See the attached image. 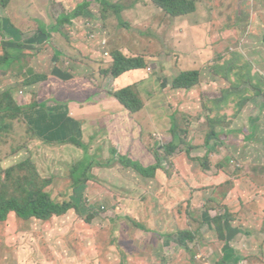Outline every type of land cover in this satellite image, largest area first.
<instances>
[{
	"label": "rangeland",
	"instance_id": "1",
	"mask_svg": "<svg viewBox=\"0 0 264 264\" xmlns=\"http://www.w3.org/2000/svg\"><path fill=\"white\" fill-rule=\"evenodd\" d=\"M5 1L4 6L0 2V54L9 38L15 43L21 42L25 47L22 57L29 60L26 63L29 71L43 75L53 66L52 69L66 73L68 58L78 56L86 78L93 72V62L84 57L90 55L94 60L97 51L109 53V57L99 56L102 68L112 62L111 48L125 56L145 57V68L129 71L132 79L129 85L140 93L141 80L153 78L155 88H148L144 101L151 100L154 110L164 112L165 124L160 119L159 130H151L152 112L146 108L136 115L135 122L126 121L119 137L120 148L123 152L129 149L133 159H140L138 161L145 165L155 157L162 160L166 156L169 160H163L164 169L157 170V179L146 181L137 171L120 163L113 162L110 168L105 166L111 155L105 154L104 150L110 151L111 145L118 141L116 137L104 142V136H99L101 141L98 137L90 138L98 132L88 128L79 131L60 116L46 134V126L52 123L54 115L45 105L49 106L51 102L48 101H52L50 108L53 109L59 106L56 103L63 104L56 95L61 93L60 87L51 84L45 87L44 82H39L35 90L42 101L31 97L28 102L37 101L43 113L40 110L39 114L33 112L34 108L29 113V109L24 110L23 99L18 101L15 96L9 101L1 96L4 86L15 82L13 74L20 80L21 68L17 62H12L0 77V176L5 169L23 159L30 160L42 178H51V186L47 188L51 199L55 202L71 199L80 206L81 212L79 215L71 210L46 222L23 221L14 213L9 214L0 223V264H252L247 261L249 256L254 264H264L261 253L264 250L261 237L264 231V181L252 178L256 164L264 165V136L256 132L253 141L245 140L251 125L258 129L264 125V97L254 96L241 116L233 119L231 124L213 126L210 121L215 118L211 97L216 100L224 89L230 88V83L216 74L217 70L222 72L220 59L237 64L238 72L240 66L248 63L264 82V0H196L195 13L172 21L167 20L169 17L163 11L150 6L149 0H127L133 9L130 19L137 25L136 29L131 28L130 20L126 22L122 15L103 21L99 12L101 6L96 4L87 9L92 15L88 20L76 22L82 31L64 25L66 36L62 32L49 31V37L35 38L36 35L30 40L25 39L34 32L15 35L14 28L8 26L11 36L6 27L3 29L2 22L9 20L18 31L35 25L38 20L51 27L62 12H71L83 0ZM120 22H125L130 30L120 32ZM107 37L109 48L105 50L107 44L100 46ZM75 40L82 47L74 43ZM118 44L121 46L117 47ZM71 47L77 48L81 55ZM53 59L58 63L53 65ZM77 70L76 66L73 77ZM187 70H199V84L189 90L173 89V79ZM104 80L111 85L109 90L118 89L114 87H119L122 82L111 77ZM125 83L122 82L124 88ZM61 86L68 89L66 85ZM249 87L246 83L238 91ZM14 90L20 98L21 83ZM59 107L62 114H73L65 104ZM217 110L219 120L229 118L233 113L230 108L223 111L221 105ZM110 118L112 120L105 122L111 125L107 128L114 127L109 132L113 135L119 124L117 118ZM173 132L179 136L175 143L183 144L173 156H168L164 144L173 142ZM212 132L223 137L208 139ZM44 134L49 138V144L44 141ZM72 136L83 146L88 145L86 151L68 142ZM138 138L142 139L141 143ZM149 145L154 155L148 151ZM141 150L144 155L136 156L137 152L143 153ZM85 155L88 161H84ZM147 155L151 156L150 162ZM189 155L207 156L205 168ZM81 161L88 164L89 181L85 188L80 187L81 191H75L71 172L80 167ZM197 185L200 190L192 191L191 197L190 189ZM189 200L193 205L190 212ZM226 208L235 218L231 225L237 230L231 242V238L221 240L212 223V218ZM186 213L197 221L191 223L192 228L201 225L202 232L196 242H187L191 249L189 253L171 238L176 230L186 228ZM90 216H93L92 222L88 223Z\"/></svg>",
	"mask_w": 264,
	"mask_h": 264
},
{
	"label": "trees",
	"instance_id": "2",
	"mask_svg": "<svg viewBox=\"0 0 264 264\" xmlns=\"http://www.w3.org/2000/svg\"><path fill=\"white\" fill-rule=\"evenodd\" d=\"M151 4L150 6L155 7L156 9H159L165 13L169 17V20H177L178 18H183L186 16H189L197 11V5L196 0H149ZM148 1V2H149ZM1 6H4L6 4V1H0ZM127 0H114L113 2H109L108 0H83L82 3L76 5V7L71 11L68 12V14H65L62 12V14L56 19V22L52 24L53 26L48 27L44 24L43 21L38 20L35 25L23 27L19 31L18 28L13 26V23H11L9 20H6V23L2 22L3 29L6 27L8 34L12 36L11 30L8 28V26L13 29L15 35H26L27 32H34L32 37H35L36 35H43L45 37H49V31H55L61 34H64L63 36H66V33L64 32V28L66 26H72L73 19H78L79 17L87 18L89 19L92 15L87 10L92 5H100L101 8L99 9L101 19L103 21H107L108 19L113 18H120L124 16L126 18V22L128 20H131L130 17L132 15L133 9L128 4L130 2H127ZM129 6V7H128ZM154 20V19H153ZM24 23V21H22ZM151 22V21H150ZM149 22V23H150ZM65 25V27H63ZM121 29L120 32L123 30H130V28L126 25L125 22H120ZM231 26V23L230 25ZM30 27V29H29ZM16 28V29H15ZM118 35H121L117 33ZM237 34L240 35V30H237ZM30 37V35H29ZM264 40V37H263ZM19 42V41H18ZM15 43L11 39L10 41H7L5 43L6 47H4L3 52L0 54V77L5 72H7V66L10 65L12 62H22L23 60V54H22V47L21 42ZM121 44H118L117 47H120ZM8 49H11L12 51H8ZM110 53L112 54V62L110 63L108 68L101 69L99 71V74H102L103 76H109L112 79H117L123 74L132 71L137 70L140 68L146 67V60L145 57H131L128 55H122L119 50H116L115 48H112L110 50ZM219 63L221 65V73L216 72L219 78L225 79L226 82L230 83V88L224 89L222 91V97L220 99L214 100L215 104L214 108V116L215 118L211 119V124L213 126L217 125H223V124H231L232 120H236L241 116V112L246 108V106L251 102L254 96H262L264 97V82L260 81L261 76L259 74H254V70L252 69L251 65L248 63H244L242 66H240V72H238V69L236 68L237 64H233L232 62H228V60L221 62V59L219 60ZM235 65V66H234ZM21 68V66H19ZM233 67V68H232ZM224 69V71L222 70ZM29 74V75H28ZM26 76H23V87H26V90H29V87H33L34 85H37L42 80L46 79L45 76L40 74H35L34 71H29ZM21 76V75H20ZM200 76L201 73L199 70H187L180 72L172 81V88L175 90H189L195 86H197L200 82ZM236 76V77H235ZM69 78L71 76H68ZM264 81V80H263ZM249 83V88H243L240 91L242 85ZM18 83L8 84L5 87L4 90H2L3 93H1V96H4L5 100L13 101V92L15 86H17ZM22 84V83H21ZM231 91V92H229ZM111 94L114 95V97L121 102L130 113L132 114H138L140 112H143L146 109L145 101L138 91L135 92V90L131 86H127L123 89H120L118 91L111 92ZM166 96V95H165ZM212 101H213V97ZM160 100V98H159ZM226 103V104H225ZM225 104V105H222ZM38 106L37 101H34L33 103L30 102L28 106L30 108H36ZM221 105L223 111L225 109L230 108L233 109V113H231V116L226 119L219 120L217 119L218 113L217 108ZM7 111H11L9 107H6ZM19 109V107L17 108ZM16 112H19V110H15ZM226 112V111H225ZM156 114H152V118ZM167 117V116H166ZM219 118V116H218ZM155 124H162L159 120V116H157V122ZM75 127L79 126V123L73 124ZM145 127V126H144ZM155 126L152 124L151 130H154ZM143 128H141L142 130ZM251 132L249 136L245 137V140H254L256 137V132L253 130H256L254 127L250 128ZM257 131V130H256ZM173 142L169 141L168 144H164V150L168 156H173L176 151L178 150L179 146H181L183 143H180L179 145L175 143V140L179 137L173 132ZM212 137L215 138H222L223 135L212 132L211 135H209L208 139H212ZM68 142L75 145L80 146L83 148L84 151H86V147L83 146L80 142V140L76 139L74 136L71 138H68ZM142 142V139H139ZM49 143V141H47ZM156 145V144H155ZM148 151L152 152V155L155 154L154 151H152L151 145L148 146ZM157 147V146H155ZM154 148V147H153ZM102 149H99L101 151ZM131 151L128 149L127 152H123L118 145H112L110 148L111 158L106 162L105 166L113 167L111 164L113 162L120 163L125 168H132V170L137 171L138 174L143 178L147 180L151 179H157V170L164 169V161H168L169 159L165 156L162 160L155 157V160H152L149 165H145L141 163L140 159H133ZM207 157V156H206ZM205 157V158H206ZM88 161V156L85 157ZM189 158L193 161H198L201 163L202 166L205 168V158L200 156H190ZM24 160V159H23ZM20 161L18 164H16L13 167H9L5 169L2 173L3 176H0V223L5 221L9 214L14 213L15 216L23 221H29L30 219L39 220L42 222H46L48 220H51L53 217H61L63 215H66L69 211L75 210L76 213L80 215V206L75 204L71 199L68 201H62V202H55L51 199L50 192L47 191V188L51 186L50 179L42 178L40 175V172L38 171L36 165L30 161V160H24ZM166 161V162H167ZM140 162V163H139ZM80 167L78 169L74 168L71 172L73 183L72 188L73 190L81 191V188H85V184L89 181L88 176L86 175V171L88 169V164H83L82 161L78 164ZM116 166V164H114ZM254 168L255 175L252 176L254 180L259 179L261 181H264V165L256 164ZM76 174V175H75ZM256 174H259L258 176ZM196 191H199L200 189L196 188ZM194 191V190H192ZM190 212L193 205L191 204V200L188 202ZM182 205V204H180ZM207 209H209L208 206H206ZM214 208V207H213ZM181 214V213H180ZM182 215V214H181ZM185 220H187V225L185 229H178L176 230V233L172 234L171 238L175 239L179 245H181L185 250H188V252L191 250L188 241H194L196 242L201 236V225H199V228L193 229L191 223L197 222L195 218L192 220L193 217H190V215H185ZM93 216H90L87 218V222H92ZM235 221V218L228 212V209H224V211L214 218H212V223L214 224L216 231L218 233V236L221 240L231 242V240L236 237L237 230L233 227L231 224ZM137 227H142L137 225ZM230 227V230L236 231L235 233H231L228 228ZM141 229V228H140ZM144 229V227H142ZM192 253V252H191ZM251 256L247 257V261L254 264V262L251 261Z\"/></svg>",
	"mask_w": 264,
	"mask_h": 264
},
{
	"label": "crops",
	"instance_id": "3",
	"mask_svg": "<svg viewBox=\"0 0 264 264\" xmlns=\"http://www.w3.org/2000/svg\"><path fill=\"white\" fill-rule=\"evenodd\" d=\"M108 1L113 2L114 0H108ZM79 19H82L84 22V20H86L87 18L79 17L78 19H73L71 21H72V27L80 32V31H82V29L76 23L77 21H79ZM132 19H134V17ZM145 22H146V19L142 22V24H144ZM74 24H76V25H74ZM129 25H131L130 26L131 28H134V29L137 28V25L132 23L131 20H130ZM82 28H83V26H82ZM32 36H33V34H32ZM32 36L30 35V37L26 38L25 40L33 39ZM41 36L42 35H37V37H35V38H40ZM103 39L107 40V46H106L105 50H108V48H109L108 37L103 38ZM9 40H10V38H9ZM87 40L91 41V39L88 37H87ZM74 43H77L80 47H82V45L78 41L75 40ZM103 46H105V45L101 44L100 47H103ZM21 47L23 49H25L24 46L21 45ZM71 50L72 51L76 50L77 53H79L81 55V52H78L77 48L71 47ZM36 52H38V50ZM22 54H23V50H22ZM101 55H102L101 51L100 52L97 51L95 53L94 60H93V58L90 57V55L88 58L84 57L85 60H87V61L90 60L91 62H93V64H92L93 65V69H92L93 72H91V75L90 74L87 75L86 78L84 77V75H85L84 69L80 68L81 63L78 60V56H72V57L68 58V61L70 60L71 63L69 62V64L66 65V69H67L66 73L65 72L60 73L59 72L60 70L58 71V69H55V68L52 69L53 66H51L49 68V71L46 72L45 74H43V76L46 77V79L42 80V82H44V86L46 87L49 84H51V86H57V88L60 87L59 90H61V93L60 94H58L56 92H54V93H56V95H58L60 97L59 101H61V102L63 101V104H65L67 106V110L70 111L71 113H73L70 116H68L67 113L62 114V108L59 106H61L63 104H59V103H56L59 105L58 106L59 108L54 107L53 109H51L50 107L52 105V101H48V103H50V102L51 103L49 104V106L45 105V107L47 108L48 112L51 115H54V118L52 119V123L50 125L46 126L47 127L45 130L46 134L49 133V129L52 126V124L56 120H58V118L62 117V118H65L67 121H69V123L72 125L74 123H79L80 127L76 126V129L79 131L84 130L85 128L86 129L88 128L89 131L92 130V131L98 132V133L92 132L93 134L90 138L96 139L98 137L99 140L101 141L100 137L104 136L102 138V142H104L105 140H111L113 137H116V139H118V141L116 142L117 144L113 143L112 145L121 146L120 142H119L120 141L119 137L121 136V134H123L122 131H124L126 121L135 122L136 115H139L141 112L138 114L130 113L128 111V109L121 102H119L114 97L113 94H111V92L118 91V90L124 88L125 85H122L123 81L126 82L125 83L126 87L130 86L129 84H131L130 82H132V79L129 77L130 73L127 72V73L123 74L122 76H120L119 78L115 79V80L122 81L121 84L119 85V87H114V88H118V89L109 90L108 88L111 87V85L108 83H105L104 78H106V76L99 74V71H100L99 69L102 68V65L99 63V61H100L99 56H101ZM28 61L29 60H26L25 58H23L22 62L16 63L18 66H21V71L18 74V76L20 77V80H17L16 74H13V75H15L13 77L15 79L14 80L15 82H10V84L22 83L21 85H22L23 90L19 91V93L21 92L22 95L18 94L21 97L20 98L17 97L16 92L14 90V92H13L14 97L13 98H15V96H16V100H18V101H19V99L20 100L23 99L24 110L29 109L28 112L31 113V111H30L31 108H30V106H28V104H29L28 98L33 97L37 100H40V101H42V100L40 99V94H38V92L35 90L37 85H34L33 87H29L30 90H26L25 89L26 87H23V80H24L23 76H26L29 73V68H30L29 66L26 65V63ZM56 62H57V60L53 59L52 64L54 65V64H56ZM109 65H108V67H109ZM76 66L78 67V70L76 71L77 74L74 75L75 77H73L72 71L75 70ZM108 67H106V68H108ZM84 68H86V67H84ZM102 69H105L104 66ZM34 73L38 74L35 71H34ZM68 76H71V77L69 78ZM92 76H93V78H91ZM98 76H99V79H98ZM107 77H109V76H107ZM126 77H128V78H126ZM88 78L91 80H89ZM16 81H18V82H16ZM19 81H21V82H19ZM42 82H40V83H42ZM115 84H116V82H115ZM61 85L68 86V89H62L63 86H61ZM153 86L155 88V82L153 81L152 77H150L146 81L141 80V85L139 86V89L141 90L140 93H141L143 99H144V94L146 96H148V92H147L148 88L150 90H152ZM38 87H39V85H38ZM46 92H49V90H47ZM22 96H23V98H22ZM220 98H218V99H220ZM158 99H159V96H158ZM64 102H66V103H64ZM214 102H215L214 100L211 101L212 104H215ZM146 104H149V106ZM152 104H153V102L151 100L145 101V106H146V108H149L151 110V112H152L151 114H156L153 118L151 116V124H154L155 129L159 130V125L155 124L157 122V116H159V120L160 119L162 121L164 120V124H165L166 118L164 117V112L159 113L158 111L154 110V108L152 107ZM206 105H208V102ZM41 108L42 107L40 105H38L36 108L32 109V111L39 114L38 110H40V112L43 113ZM213 110H209V111H213ZM41 113H40V115H43ZM110 117L117 118L118 119L117 123L119 124L118 129L116 131H114L113 135L112 134L110 135L109 132L114 130V127L107 128V127H110L111 125L107 124L105 122L106 119L112 120V118H110ZM126 117H127V120H126ZM253 127L257 130V131L256 130H253V131L259 132L261 134L263 133V136H264V125L262 126L261 129H258V127L255 125L250 126V128H253ZM262 129H263V131H262ZM117 131H120V133L117 134L116 133ZM46 134H44V141L45 142L49 141V138L47 137ZM139 139L140 138H138V141L141 143V141ZM248 141H253V140H248ZM263 142H264V140H263ZM87 146L88 145H85V147H87ZM91 147H92V145H91ZM81 149H83V148H81ZM141 151L143 152V150H141ZM104 152H105V154L108 153L109 155H111L109 150L108 151L104 150ZM142 155H144V152L143 153H140V152L136 153V156L142 157ZM85 156H87V155H85ZM150 158H151V156H150ZM150 158L148 156L149 161H150ZM107 167L110 168V166H108V165H107ZM196 187H199V185L194 186V188L190 189L191 197H192V190H195ZM198 193H201V192H198ZM228 230H230V228H228ZM142 231H144V230H142ZM201 234H202V232H201ZM261 237L263 238L262 241L264 242V231L261 232ZM261 253H262V255H264V250Z\"/></svg>",
	"mask_w": 264,
	"mask_h": 264
},
{
	"label": "clouds",
	"instance_id": "4",
	"mask_svg": "<svg viewBox=\"0 0 264 264\" xmlns=\"http://www.w3.org/2000/svg\"><path fill=\"white\" fill-rule=\"evenodd\" d=\"M101 44L106 46V44H107V40L104 39V40L101 42ZM105 46H103V47H105ZM101 54H102V56L104 55V57H109V53H108L107 51H104V52L101 53ZM105 54H106V55H105Z\"/></svg>",
	"mask_w": 264,
	"mask_h": 264
},
{
	"label": "built area",
	"instance_id": "5",
	"mask_svg": "<svg viewBox=\"0 0 264 264\" xmlns=\"http://www.w3.org/2000/svg\"><path fill=\"white\" fill-rule=\"evenodd\" d=\"M106 55V54H105Z\"/></svg>",
	"mask_w": 264,
	"mask_h": 264
}]
</instances>
